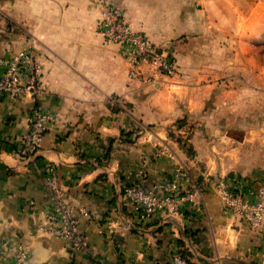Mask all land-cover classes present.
<instances>
[{"label":"crops","instance_id":"obj_1","mask_svg":"<svg viewBox=\"0 0 264 264\" xmlns=\"http://www.w3.org/2000/svg\"><path fill=\"white\" fill-rule=\"evenodd\" d=\"M261 2L0 0V59L31 48L41 73L37 98L0 97V264H17L18 252L22 264H171L175 252L192 264H264V225L251 230L222 212L214 190L224 181L256 201L264 186L259 100L244 98L227 73L244 51V15ZM111 6L167 52L174 75L143 65L131 77L129 46L99 32ZM35 105L50 120L29 158L23 139ZM51 167L78 215L91 214L79 215L87 253L40 232L52 210L43 182ZM177 167L204 184L201 199L135 217L123 187H151Z\"/></svg>","mask_w":264,"mask_h":264},{"label":"built area","instance_id":"obj_2","mask_svg":"<svg viewBox=\"0 0 264 264\" xmlns=\"http://www.w3.org/2000/svg\"><path fill=\"white\" fill-rule=\"evenodd\" d=\"M104 20L99 32L110 42H121L129 46L128 60L131 64L130 75L140 78L144 73L143 65L151 66L153 71L164 76L175 74L172 58L166 51L155 46L146 36L133 32L124 21L119 6L106 7ZM0 97L21 99L26 93L38 97L41 91L40 63L31 48H24L8 59H0ZM30 127L23 139L24 155L29 158L41 145L49 114L40 106H33L30 114ZM50 194L52 210L46 216L40 232L68 242L71 250L87 253L88 239L80 228V217L90 220L91 214L81 208L79 215L68 203L65 192L59 186L54 169L47 170L43 178ZM205 190L203 183L192 178L182 167L175 168L169 177L156 182L151 187L139 184H127L122 195L131 213L140 220L155 219L163 215L182 212L198 202ZM222 212L230 213L245 222L251 230L264 225V186L259 189L258 199L244 198L241 190H233L224 181H218L214 187ZM24 252L16 254L17 264H22ZM96 264H103L97 262ZM171 264H192L180 252L172 255Z\"/></svg>","mask_w":264,"mask_h":264},{"label":"rangeland","instance_id":"obj_3","mask_svg":"<svg viewBox=\"0 0 264 264\" xmlns=\"http://www.w3.org/2000/svg\"><path fill=\"white\" fill-rule=\"evenodd\" d=\"M243 29L244 37L238 43L244 51L236 57V68L228 69L227 73L233 78L232 83L236 80L237 87H241L244 98L258 97L259 124L264 125V2L253 14L244 15ZM233 121L223 122L233 126Z\"/></svg>","mask_w":264,"mask_h":264}]
</instances>
